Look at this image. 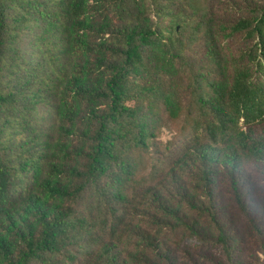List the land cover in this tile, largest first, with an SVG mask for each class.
<instances>
[{
	"label": "trees",
	"instance_id": "1",
	"mask_svg": "<svg viewBox=\"0 0 264 264\" xmlns=\"http://www.w3.org/2000/svg\"><path fill=\"white\" fill-rule=\"evenodd\" d=\"M0 264H264V0H0Z\"/></svg>",
	"mask_w": 264,
	"mask_h": 264
},
{
	"label": "rangeland",
	"instance_id": "2",
	"mask_svg": "<svg viewBox=\"0 0 264 264\" xmlns=\"http://www.w3.org/2000/svg\"><path fill=\"white\" fill-rule=\"evenodd\" d=\"M167 136H168V134L166 132H163L161 135L162 139H165Z\"/></svg>",
	"mask_w": 264,
	"mask_h": 264
}]
</instances>
